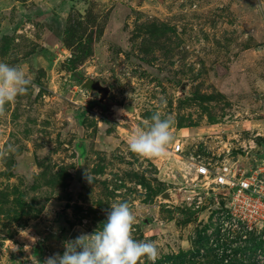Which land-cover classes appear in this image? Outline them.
<instances>
[{"label": "rangeland", "instance_id": "1", "mask_svg": "<svg viewBox=\"0 0 264 264\" xmlns=\"http://www.w3.org/2000/svg\"><path fill=\"white\" fill-rule=\"evenodd\" d=\"M0 61L32 82L0 115V148H17L0 159V264L62 254L116 200L154 264H264V231L221 234L179 190L189 154L264 160V0H0ZM156 112L182 153L129 151ZM250 141L249 159L233 151Z\"/></svg>", "mask_w": 264, "mask_h": 264}, {"label": "clouds", "instance_id": "2", "mask_svg": "<svg viewBox=\"0 0 264 264\" xmlns=\"http://www.w3.org/2000/svg\"><path fill=\"white\" fill-rule=\"evenodd\" d=\"M31 83L22 68L0 61V115L5 113L6 104L26 94ZM172 127L170 118H162L159 112L153 113L150 122H146L144 128L136 129L129 138V151L145 158L164 155L174 139ZM16 151V146L8 144L0 148V159ZM84 178L92 183V176L87 171ZM135 219L127 201H113L106 220L96 230L81 232L64 242L62 254L54 253L43 262L35 257L32 264H138L142 258L154 264L158 247L153 241L133 238Z\"/></svg>", "mask_w": 264, "mask_h": 264}, {"label": "built area", "instance_id": "3", "mask_svg": "<svg viewBox=\"0 0 264 264\" xmlns=\"http://www.w3.org/2000/svg\"><path fill=\"white\" fill-rule=\"evenodd\" d=\"M250 141L242 154L249 159ZM184 150L180 141L170 145V154L176 156ZM244 158V157H243ZM187 183L180 188L183 199L200 217L214 225L221 234L239 230L264 231V160L253 159L248 166H240L228 157L209 158L187 156Z\"/></svg>", "mask_w": 264, "mask_h": 264}, {"label": "water", "instance_id": "4", "mask_svg": "<svg viewBox=\"0 0 264 264\" xmlns=\"http://www.w3.org/2000/svg\"><path fill=\"white\" fill-rule=\"evenodd\" d=\"M90 91L96 93L98 95V99L96 101H93L91 106L97 107L98 105H103L104 101L108 98L110 94V88L106 85H103L99 80H91L89 84ZM261 99L264 100V95L260 96ZM124 109L133 112L134 108L131 105L125 104ZM82 143H78V146H80ZM234 152H237L240 156L242 155V151L240 149L233 150ZM26 165H30L33 163V157L30 155H25L22 160ZM161 197L165 200H168L172 203L175 202V199L173 198V195L170 191H165L161 194ZM78 234L72 233L70 235V238H75Z\"/></svg>", "mask_w": 264, "mask_h": 264}]
</instances>
